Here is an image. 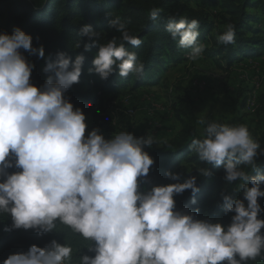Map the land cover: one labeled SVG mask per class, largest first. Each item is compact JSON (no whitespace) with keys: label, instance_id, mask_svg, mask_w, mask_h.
<instances>
[{"label":"clouds","instance_id":"obj_1","mask_svg":"<svg viewBox=\"0 0 264 264\" xmlns=\"http://www.w3.org/2000/svg\"><path fill=\"white\" fill-rule=\"evenodd\" d=\"M160 11L153 7L150 20L156 22ZM109 27L121 34L119 40L97 43L99 33L90 25L80 29L91 41L83 45L84 51L98 49L89 71L102 80L113 73L140 78L145 66L125 45L138 47L141 39L130 34L119 17L111 19ZM225 27L218 44H234V25ZM166 32L178 48L189 50V60L201 58L205 47L198 43V20L171 16ZM21 50L44 57L43 47L33 48L32 37L20 28L0 33V214L12 219L5 231L48 233L66 226L94 253L80 256L78 264H249L264 259V219L259 218L264 208L258 203L264 198V174L255 163L264 149L246 125L198 121L204 126L202 138L192 139L190 152L205 164L222 166L227 184L239 181L243 199L222 196L224 213H233L227 226L195 219L175 210L174 200L191 190L190 203H196L195 176L141 190L140 180L154 163L143 150L156 143L152 135L137 138L121 131L106 140L96 129L85 135L84 113L64 96L79 82L83 55L72 61L57 53L44 68L53 74L37 87L30 83L34 65ZM242 165L257 175L250 176ZM10 168L19 171L9 173ZM198 171L211 175L207 168ZM165 176L180 179L178 173ZM73 251L52 240L44 248L31 245L26 253L11 254L3 264H74Z\"/></svg>","mask_w":264,"mask_h":264},{"label":"trees","instance_id":"obj_2","mask_svg":"<svg viewBox=\"0 0 264 264\" xmlns=\"http://www.w3.org/2000/svg\"><path fill=\"white\" fill-rule=\"evenodd\" d=\"M190 1H204L209 9L200 8L198 4L193 7ZM153 7L161 9L156 22L149 17ZM171 16H175L177 20L186 18L189 22L198 20V43L205 47L202 57L209 59L217 69L229 70L238 62L256 61L264 55V0H0V33L11 34L13 28L18 27L32 37L33 48L43 47V58L21 50L26 60L34 65L30 83L37 87L42 86L46 78L53 74L46 73L44 68L47 63L56 60L57 53H64L72 61L77 55H83L85 60L79 82L64 93L65 98L73 104L74 109H81L84 115L90 114L102 121L101 125L107 124L110 130H115L121 124L130 129L133 115L126 107L121 103L108 106L111 107L109 114L104 103L115 99L117 91L122 87H128L133 92L144 86L158 85L169 67L178 66L186 60L184 53L189 50L178 48L176 41L166 32ZM117 17L126 22L130 34L142 41L138 47L125 45L129 51L136 53L138 62L145 66L140 78L132 74L121 78L113 73L102 80L98 74L89 71L98 49L91 47L90 51H84L83 45L91 44V41L80 35V29L84 25H90L99 33L97 43H106L113 37L119 40L121 34L109 27V21ZM228 24L234 25L235 43L220 45L217 36L223 34ZM78 42L81 44L80 48L75 47ZM84 83L88 84L86 90L83 89ZM179 88L180 86L176 87L181 90ZM106 95L112 96L104 101ZM187 101L189 100L185 94L173 106L178 131L172 138L155 149L143 147L154 163L150 166L147 177L141 178L140 187L142 191H148L153 186L183 183L195 176L199 188L195 194L196 203H190L193 198L191 190H185L174 196L175 210L192 214L195 219L227 226L233 213H224L222 196L243 199L242 192L237 190L239 181L227 184L223 179L222 166L205 164L190 152L189 144L194 138H202L204 126L191 113L182 116L179 108ZM232 108L236 110L234 103ZM250 131L264 149V130L257 126ZM255 163L259 172L264 174V156L255 158ZM241 167L250 176L257 175L248 166ZM200 168H207L211 175H201L198 171ZM7 171L12 173L19 170L10 168ZM165 172L178 173L180 179L171 180L165 176ZM258 203L264 208V198H258ZM259 218L264 219V213ZM11 225V216L0 214V264L11 254L26 253L31 245L44 248L52 240L73 248L74 264H78L82 255H94L84 247L86 242L66 226L58 225L57 229L48 233L23 228L5 231ZM261 232L264 233V229ZM256 262H264V259L258 257L249 264Z\"/></svg>","mask_w":264,"mask_h":264},{"label":"rangeland","instance_id":"obj_3","mask_svg":"<svg viewBox=\"0 0 264 264\" xmlns=\"http://www.w3.org/2000/svg\"><path fill=\"white\" fill-rule=\"evenodd\" d=\"M190 4L209 9L204 1H190ZM184 54L186 60L182 64L169 67L162 75L160 83L163 85L144 86L133 92L122 87L115 99L108 103L105 100L114 94L104 96V106L109 114L111 107L108 106L121 103L133 115L130 129L121 124L110 130L107 124L101 125L102 121L89 114L85 115V135L93 129L106 140L121 131L132 133L137 138L152 135L156 143L149 147L158 148L178 131L173 106L185 94L189 101L179 108L183 117L191 113L198 121L216 120L229 125L244 124L249 131L257 126L264 130V55L256 61H241L224 70L215 68L209 59L202 56L192 61L188 59L187 52ZM87 85L84 83V90ZM177 86L181 90L176 89ZM91 92L93 94L94 91ZM233 103L236 110L232 108Z\"/></svg>","mask_w":264,"mask_h":264},{"label":"built area","instance_id":"obj_4","mask_svg":"<svg viewBox=\"0 0 264 264\" xmlns=\"http://www.w3.org/2000/svg\"><path fill=\"white\" fill-rule=\"evenodd\" d=\"M254 97V96H253Z\"/></svg>","mask_w":264,"mask_h":264}]
</instances>
